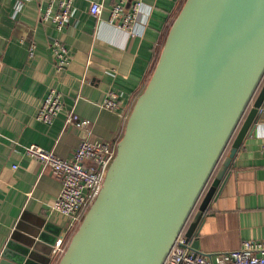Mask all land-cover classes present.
Segmentation results:
<instances>
[{"label":"crops","instance_id":"0c3cea01","mask_svg":"<svg viewBox=\"0 0 264 264\" xmlns=\"http://www.w3.org/2000/svg\"><path fill=\"white\" fill-rule=\"evenodd\" d=\"M92 1L103 4L100 18L90 13ZM119 1L75 0L70 23L57 30L51 21L42 19L51 0H30L21 11L15 10L14 1L0 0V264L11 241L27 250H11L23 257L20 264H58L57 245L66 235L67 216L52 208L61 181L52 169L29 156L24 146L35 143L72 158L85 134L82 128L66 125L65 113L74 108L90 121V140L106 142L117 150L127 119L185 0H144L130 29L108 21ZM131 3H125L126 9ZM54 37L64 41L72 56L61 69L51 48ZM51 88L63 94L65 110L47 124L37 119V113ZM112 90L121 94L120 106L114 110L102 105ZM258 95L259 91L254 101ZM263 144L264 105L197 225L192 238L198 241L197 251L216 257L240 248L245 240H264ZM71 238L67 234L66 241L70 243ZM7 264L19 263L9 260Z\"/></svg>","mask_w":264,"mask_h":264},{"label":"water","instance_id":"95a60500","mask_svg":"<svg viewBox=\"0 0 264 264\" xmlns=\"http://www.w3.org/2000/svg\"><path fill=\"white\" fill-rule=\"evenodd\" d=\"M263 80L264 0H185L58 264H165L179 236L191 241L264 105ZM12 249L27 253L11 241L1 264L22 263Z\"/></svg>","mask_w":264,"mask_h":264},{"label":"built area","instance_id":"2783aa9c","mask_svg":"<svg viewBox=\"0 0 264 264\" xmlns=\"http://www.w3.org/2000/svg\"><path fill=\"white\" fill-rule=\"evenodd\" d=\"M16 11H21L30 0H12ZM128 0H120L111 9L108 21L122 29H130L141 10L144 0H132L130 9H126ZM103 4L92 1L90 13L101 17ZM75 12V0H51L43 12L42 19L49 20L57 30L70 23ZM51 48L56 57L58 68H64L71 61L68 46L60 38L51 40ZM35 45L30 46V55H34ZM121 94L115 90L109 91L103 106L117 109L120 106ZM65 110L63 94L56 88H51L41 104L37 119L51 124ZM66 125L82 128L83 139L72 158H63L55 151L48 150L38 144L25 145V152L40 161L45 167L53 170L61 181V190L52 204V208L66 215L68 224L66 235L60 239L56 254L60 257L69 244L67 234L73 236L83 221L87 211L96 200L105 180L107 170L116 155L108 143L90 140L92 128L90 121L81 117L74 108L66 111ZM264 151V144H263ZM165 264H264V240H245L240 248L219 253L216 257L196 251L192 242L184 234L179 236Z\"/></svg>","mask_w":264,"mask_h":264},{"label":"trees","instance_id":"16d2710c","mask_svg":"<svg viewBox=\"0 0 264 264\" xmlns=\"http://www.w3.org/2000/svg\"><path fill=\"white\" fill-rule=\"evenodd\" d=\"M185 2V1H184ZM172 26V25H171ZM171 28V27H170ZM170 30V29H169ZM169 32V31H168ZM168 34V33H167ZM167 36V35H166ZM166 39V38H165ZM165 39H164V41H163V44H162V47H163V45H164V42H165ZM162 47H161V50H162ZM161 50H160V53H161ZM160 53H159V55L158 56H160ZM158 61V60H157ZM157 63V62H156ZM156 65V64H155ZM155 68V67H154ZM264 81V80H263ZM260 88H261V85H260V87H259V89H258V91L260 90ZM257 91V92H258ZM257 94V93H256ZM228 149V148H227ZM211 181V180H210ZM200 202V201H199ZM199 202H198V204H199ZM198 204H197V206H198ZM197 206H196V208H197ZM196 208L194 209V211H193V213H192V215L194 214V212H195V210H196ZM192 215H191V217H192ZM190 217V218H191ZM190 220V219H189ZM189 222V221H188ZM188 225V224H187ZM186 228H187V226H186Z\"/></svg>","mask_w":264,"mask_h":264}]
</instances>
